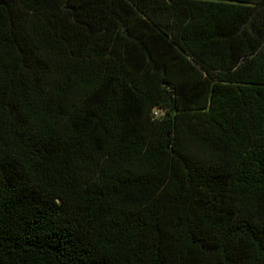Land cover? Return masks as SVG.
<instances>
[{
	"label": "trees",
	"instance_id": "trees-1",
	"mask_svg": "<svg viewBox=\"0 0 264 264\" xmlns=\"http://www.w3.org/2000/svg\"><path fill=\"white\" fill-rule=\"evenodd\" d=\"M0 264H264V0H0Z\"/></svg>",
	"mask_w": 264,
	"mask_h": 264
}]
</instances>
